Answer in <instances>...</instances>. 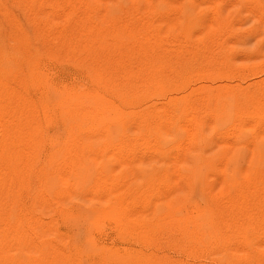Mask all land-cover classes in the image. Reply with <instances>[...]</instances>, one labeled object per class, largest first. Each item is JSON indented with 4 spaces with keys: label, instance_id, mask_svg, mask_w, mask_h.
Masks as SVG:
<instances>
[{
    "label": "rangeland",
    "instance_id": "374dc122",
    "mask_svg": "<svg viewBox=\"0 0 264 264\" xmlns=\"http://www.w3.org/2000/svg\"><path fill=\"white\" fill-rule=\"evenodd\" d=\"M0 264H264V0H0Z\"/></svg>",
    "mask_w": 264,
    "mask_h": 264
}]
</instances>
